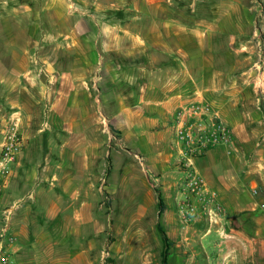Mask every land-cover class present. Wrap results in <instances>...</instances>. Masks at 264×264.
Segmentation results:
<instances>
[{
    "label": "crops",
    "instance_id": "obj_1",
    "mask_svg": "<svg viewBox=\"0 0 264 264\" xmlns=\"http://www.w3.org/2000/svg\"><path fill=\"white\" fill-rule=\"evenodd\" d=\"M262 14L264 0H0V133L18 113L27 146L44 134L51 148V160L10 166L4 199L21 214L18 264H106L102 214L122 208L121 194L133 221L154 202L153 185L141 201L125 190L138 164L165 214L175 210L184 174L172 121L189 102H209L231 128V151L212 148L193 168L233 224L225 247L241 248L243 213L264 189V107L250 90L257 75L264 83ZM114 136L128 155L123 170L107 160Z\"/></svg>",
    "mask_w": 264,
    "mask_h": 264
},
{
    "label": "rangeland",
    "instance_id": "obj_2",
    "mask_svg": "<svg viewBox=\"0 0 264 264\" xmlns=\"http://www.w3.org/2000/svg\"><path fill=\"white\" fill-rule=\"evenodd\" d=\"M259 38L262 40V45H264V35L259 36ZM258 77L259 75L250 81V90L255 94L257 106L264 107V83ZM205 103H208L217 112L220 119L229 127L217 109L209 102ZM21 124H23L21 115L11 112L2 129V133H0V160L2 158L3 144L8 136L13 133L17 137V149L13 160H51V148L48 139H41V136L43 138L44 134L40 135V142L37 143V146L30 148L26 144L27 139L24 137L25 132L22 131ZM45 124H47V118L44 113L41 118V127L44 128ZM252 124L255 132L254 135L259 137L260 131L257 128L259 125L257 122H253ZM229 129L231 131L230 127ZM118 139L119 136H116L115 139L111 138L110 145L105 151H109L110 153L107 160H120L123 170L125 166L129 167V164H125L124 161L128 155L124 148L121 147L122 145L120 147L117 146ZM106 140L108 141L109 139L106 138ZM231 147L232 143L230 147L223 148H226L230 152ZM115 151L120 152V154L117 155ZM137 168V181L128 183L125 190L137 193V199L141 201L144 193L150 190V185H153L154 202L151 207H148L147 212L139 213L138 218L133 221L130 218L135 214L129 212V210H133L134 207H129L128 205L125 208L123 202L127 203L128 198H124L125 196L121 194V197L116 200L117 203L121 201L122 208L116 212L102 214L107 220L110 219L111 223L110 226L107 225L108 228L104 229L102 233L106 244V251L102 253V256L106 264H163V251L165 252V264H264V246L256 241L255 230L252 229L257 224V221L264 222V189H255V192L251 195V210L243 213L241 221L247 227L246 234L248 239L243 244H240L242 250L241 248L231 249L225 247V241L231 239L228 226L231 229L233 224L228 225L225 222V216L212 226L203 218H199L189 225L181 224L177 217L176 206L175 210L171 208V212L165 214V203L163 201L160 203L163 210L159 206V198L161 199L159 185L152 177H149L145 173L143 166L138 164ZM6 184L3 186L2 193H0V218H2L3 209L7 207L16 208L15 204L8 206L5 202L4 192ZM109 200L111 201L110 198ZM105 201L107 202L106 204L111 205L110 201H107V199ZM131 204H133V201ZM16 211L17 209H14L12 212V227H15V231L19 224L18 220L21 217V214L16 213ZM224 215H226V212ZM167 216L171 220V224L169 225L164 220L167 219ZM14 217L16 218V224L13 226ZM159 229H161V232L164 233V236L168 240L166 246L162 245V234ZM183 236H185L186 240H182ZM109 245L113 246L111 250L107 249ZM108 251L109 253L112 252L111 256L105 255V252Z\"/></svg>",
    "mask_w": 264,
    "mask_h": 264
},
{
    "label": "built area",
    "instance_id": "obj_3",
    "mask_svg": "<svg viewBox=\"0 0 264 264\" xmlns=\"http://www.w3.org/2000/svg\"><path fill=\"white\" fill-rule=\"evenodd\" d=\"M260 55L264 61V45L260 43ZM172 127L175 140L181 150L179 168L183 171L180 195L176 212L181 224L189 225L203 218L210 226L217 224L224 216V208L216 193L211 190L205 179L193 168V160L206 151L216 147H230L232 133L220 119L217 112L205 102H189L179 107L173 116ZM17 137L10 134L3 144L0 160V193L7 182L10 166L16 160ZM7 207L0 218V264H18L15 260L16 233L12 227V212ZM108 256V252H105Z\"/></svg>",
    "mask_w": 264,
    "mask_h": 264
},
{
    "label": "trees",
    "instance_id": "obj_4",
    "mask_svg": "<svg viewBox=\"0 0 264 264\" xmlns=\"http://www.w3.org/2000/svg\"><path fill=\"white\" fill-rule=\"evenodd\" d=\"M161 201H162V200L159 198V206H160ZM160 207H161V209L163 210L162 204H161ZM159 231L161 232V229H159ZM161 234H162V237H161L162 245H163V246H166L168 240H167L166 236H164V233H163V232H161ZM164 255H165V252L163 251V252H162V262H163V264H165V256H164Z\"/></svg>",
    "mask_w": 264,
    "mask_h": 264
}]
</instances>
